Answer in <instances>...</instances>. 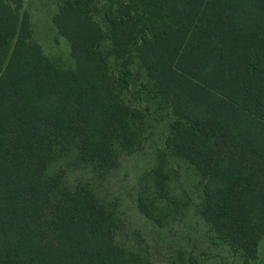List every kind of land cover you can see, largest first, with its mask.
I'll return each instance as SVG.
<instances>
[{
  "label": "trees",
  "instance_id": "16d2710c",
  "mask_svg": "<svg viewBox=\"0 0 264 264\" xmlns=\"http://www.w3.org/2000/svg\"><path fill=\"white\" fill-rule=\"evenodd\" d=\"M22 7L0 0V264H160L122 245L116 211L71 177L110 174L158 131L141 213L161 226L184 216V177L209 241L256 261L264 0H59L69 64L44 54Z\"/></svg>",
  "mask_w": 264,
  "mask_h": 264
},
{
  "label": "rangeland",
  "instance_id": "374dc122",
  "mask_svg": "<svg viewBox=\"0 0 264 264\" xmlns=\"http://www.w3.org/2000/svg\"><path fill=\"white\" fill-rule=\"evenodd\" d=\"M22 11L30 16L31 33L44 54L64 64L70 63V46L59 35L53 17L59 8V0H22ZM158 131L146 148L139 154L125 159L110 174L94 178L74 168L72 179L86 177L105 201L112 206L122 222L118 240L122 245L142 247L160 264L179 263V257H193L200 264H264V241L259 247L256 261L246 263L231 252L214 246L207 238L204 223L195 214L194 201L197 198L195 182L181 178L176 193L188 201L187 213L166 220L164 225L147 218L137 206L139 196L147 197L150 183L147 174L156 162V147L161 145ZM75 167V166H74ZM151 181V180H150Z\"/></svg>",
  "mask_w": 264,
  "mask_h": 264
}]
</instances>
